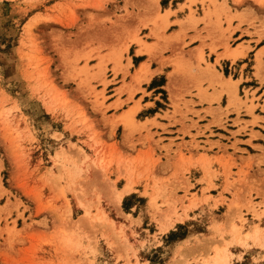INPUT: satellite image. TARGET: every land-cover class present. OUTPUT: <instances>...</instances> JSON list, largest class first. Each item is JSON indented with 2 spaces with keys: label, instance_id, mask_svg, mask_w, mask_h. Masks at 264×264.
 <instances>
[{
  "label": "rangeland",
  "instance_id": "1",
  "mask_svg": "<svg viewBox=\"0 0 264 264\" xmlns=\"http://www.w3.org/2000/svg\"><path fill=\"white\" fill-rule=\"evenodd\" d=\"M196 3L207 6L219 1L189 0L192 13ZM93 5L94 0H0V264L139 263L123 226L117 227L114 221L121 219L115 211L121 201L108 169L117 163L124 172L136 173L139 178L154 177L161 172L159 168L174 165L172 153L182 151L181 146L172 149L170 144H160V136L153 139L159 133H151L148 122L143 121L150 110L135 118L136 109L121 113L123 102H110L114 96L119 99L129 85L127 78L135 75L131 65L123 63L126 47L111 45L114 53L103 52L109 46L102 41L117 32L119 16L102 17V6L96 11ZM125 10L129 16L127 6ZM37 15L36 23L28 26ZM163 17L159 14L158 20ZM158 20L151 23L153 35L157 34ZM132 40L140 46L137 52L148 45L138 34ZM232 50L218 53L216 60L212 57L208 62L201 57L205 67L199 63L197 70L176 66L170 73L169 66L165 67L149 84L155 88L153 96H158L157 110L167 107L176 95L168 83V75L171 80L174 74L189 83L176 86V90L208 104L200 121L208 123L205 128L209 134L206 130L200 135L186 131L193 138L187 158L190 165L196 166L194 150L212 149L214 143L226 147L231 138L237 142L247 131L257 135L260 132L255 129L264 130V85L255 91L250 87L261 85L251 78L253 75L264 83L261 57L255 66L251 56L245 58L248 66H244L242 78L230 60L219 63L225 56L236 63L243 51L240 46L234 48L237 53L232 54ZM130 55L136 64L144 57L135 55L133 47ZM143 72V79L152 73L149 69ZM204 82L207 85L203 86ZM130 112L133 117L127 119ZM215 138L222 142L211 140ZM115 141L123 148H113L105 164L96 162L93 154L103 160L101 148ZM93 170L102 171V175L93 180ZM188 172V168L182 170L183 179H188ZM127 187L129 191L132 185ZM211 199L212 204L200 209L202 215H196L198 219L171 230L169 225L160 224L159 240L155 225H147L149 230L141 236L154 239L143 242V257L150 258L151 264H205L222 249L225 253L214 264H264V195L258 192L256 197L244 199ZM145 203V197L134 192L123 199L122 206L124 211L136 213L135 207L144 209ZM173 203L168 198L158 203L155 196L150 201L158 214L163 213V206H172L180 217ZM193 205L182 204V210L186 212ZM252 227L255 249L248 243L247 232ZM132 235L137 236L135 231ZM201 245L207 246V251H197ZM242 250L248 252L243 254Z\"/></svg>",
  "mask_w": 264,
  "mask_h": 264
},
{
  "label": "crops",
  "instance_id": "2",
  "mask_svg": "<svg viewBox=\"0 0 264 264\" xmlns=\"http://www.w3.org/2000/svg\"><path fill=\"white\" fill-rule=\"evenodd\" d=\"M113 1L94 0L96 5H93L97 9L96 11H99L98 9H101L99 6H102V10L99 11L102 17L109 14L114 19L119 16L116 18L120 24L117 32L102 41L105 46H109L103 52L114 53L111 50V45L126 47L127 51L124 53L123 63L131 65L130 71L135 75V78H127L129 85L125 87V92L119 99L114 96L110 99V102L121 100L123 102L121 113L136 109L135 118L139 116L140 112L150 110L144 116L143 121L148 122L151 133H159V135L154 134L153 139L157 140L160 136V138H163L160 144H170L172 149L181 146L182 149L180 153H172L174 165L166 170L159 168L161 172L154 177L144 175L139 178L136 173L124 172L118 167L117 163L112 164L108 169L107 175L115 181L114 185L119 190L117 198L121 201L120 206L115 209L121 219L114 221L117 227L123 226L128 241L139 258V263H136V260H132V263L151 264L150 258L143 257L145 250L143 242L145 244L147 242L151 243L154 239L151 236L142 238V233L149 230L146 227L147 225H155L159 240L160 224L169 225L168 230H171L176 229L179 224L194 220L192 218L198 219V216L202 215L200 213L202 206L206 203H213L211 196L229 199L239 196L244 199L250 195L256 197L258 192L264 195V130L255 129L260 132L257 135H252L251 131H247V135L239 136L237 142L234 138H231L230 142L226 143V147H219L214 143L212 149L194 150L196 166L190 165L187 158L191 153L190 143L193 138L191 139L186 131L200 135L202 131L206 130L205 126L208 123L200 121V119L205 114V108L209 107L208 104L198 96L182 95L180 92L184 90H176V86L189 84L184 80L185 78H180L179 74H174L171 80L168 75V83L171 82L176 95L165 108L155 109L158 96H153L155 88H149L153 77L163 72L165 67L169 66L170 73L175 70L176 66H182L184 70L189 68L197 70L199 63L202 67H205L201 57H204L207 62L212 57L216 60L218 53H229L231 49L234 50L238 46H240L243 54L237 58L236 63H233L232 59L227 56L222 57L219 63L230 60L232 67L238 71L239 77L245 78L244 66H248L245 58L251 56V65L255 66L258 64L257 58L261 57L262 62L259 64L264 75V25H262L264 23V0H228L227 4L222 3L223 0H218L219 3L216 5L207 6L196 3L192 6L194 13L191 12V8L188 6L189 0H120L119 4ZM101 2L102 4H99ZM103 6L107 9H103ZM125 6L130 12L129 16L125 15L127 13ZM205 8L209 9L208 13L205 12ZM159 14H163L165 17L158 20ZM156 18L159 26L155 30L157 34L153 35L150 26ZM166 21H168V24L163 31L162 27ZM106 25L109 26L108 23ZM137 34L149 45H145L141 52H137L140 46L132 40V38L137 37ZM132 47L135 55H144L137 64L134 62V57L130 55ZM239 61H243V63ZM144 69L152 71L146 79H143V76L146 75L143 72ZM216 69L220 73L217 65ZM255 72L254 69L253 74ZM251 78L261 83L259 86H250L252 91L264 85L256 75L251 76ZM202 85L207 84L204 82ZM176 91H178V94ZM260 93L262 92L258 90V94ZM176 103H178L177 107L175 106ZM198 111L199 113H197ZM130 116L133 117L132 114ZM206 118L208 117L206 116ZM154 122H157V124H154ZM145 132L142 133L145 134ZM206 133L209 134V131L206 130ZM199 139L205 140L200 136ZM199 139L196 138V141ZM216 139L218 138L211 140L222 142V140ZM244 144H248V146H244ZM146 145L148 146V142ZM205 146L208 148L211 145L209 143ZM117 147L123 148L122 143H118V141L108 142L107 146L101 148L104 151L103 160L94 154L93 157L96 162L105 164L109 152ZM181 153L184 154V157H181ZM215 156H219V158ZM184 168L189 169V172L185 173L188 179H183L182 170ZM101 175L102 171L100 170L92 171L93 180L96 176ZM128 185H132V188L126 191ZM187 187L188 190H186ZM134 192H138L139 196L145 197V207L142 209L136 206V213L126 212L122 206L123 199ZM194 193H197L196 197H194ZM153 196L157 197L158 203L163 198L176 202V204H173L179 208L177 213L181 218L174 213L172 206L169 208L163 206L160 208L163 213L158 214L150 204ZM207 199L208 201H206ZM182 204L194 205L184 212ZM193 214H195V217ZM158 218L161 219L160 223L157 221ZM147 219H149V222ZM224 224H227V222H224ZM208 227L210 228V226ZM133 231L137 235L134 238H132ZM247 233L250 234L248 243L252 249H255L254 247L257 245H254L252 240V237L256 238L255 227L250 228ZM150 235L153 234L150 232ZM207 244L210 245L211 242H207ZM124 246L128 245L125 244ZM207 248V246L201 245L197 247V251L202 252L204 249L207 251ZM230 249L234 254L236 253L232 247ZM246 252L248 250H242L243 254ZM223 253L225 252L222 249H217L213 259L205 261V264H214L216 262L214 261L215 256L217 254L221 256ZM192 259L191 256L189 261H192ZM54 260L57 262L56 258Z\"/></svg>",
  "mask_w": 264,
  "mask_h": 264
},
{
  "label": "bare ground",
  "instance_id": "3",
  "mask_svg": "<svg viewBox=\"0 0 264 264\" xmlns=\"http://www.w3.org/2000/svg\"><path fill=\"white\" fill-rule=\"evenodd\" d=\"M37 18H38V15L35 16V17H32V18L29 20V22H28V26H32L33 24H35L36 21H37ZM32 28H33V27H32ZM234 53H237L236 50H233L232 54H234ZM131 114H132L131 112L128 114V118H127V119H131V118H132V116H130ZM219 257H220V254H217V255L215 256V258H214V261H217V260L219 259ZM223 264H229V263H228V261H226V263H223Z\"/></svg>",
  "mask_w": 264,
  "mask_h": 264
}]
</instances>
